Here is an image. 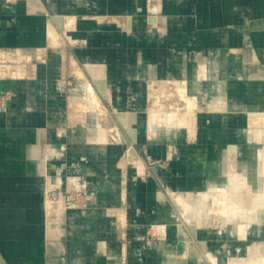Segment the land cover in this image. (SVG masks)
Segmentation results:
<instances>
[{
    "label": "rangeland",
    "instance_id": "rangeland-1",
    "mask_svg": "<svg viewBox=\"0 0 264 264\" xmlns=\"http://www.w3.org/2000/svg\"><path fill=\"white\" fill-rule=\"evenodd\" d=\"M33 14L56 25L63 46L46 37L16 42ZM58 15L81 22L60 29ZM1 33L0 81H37L49 64L48 87L65 108L50 112L51 124L31 126L36 137L23 146L28 159L48 165L33 176L37 186L0 188V264H238L261 251L264 222L245 236L237 222L218 228L239 175L264 193V0H0ZM17 95L0 91V130ZM8 143L23 144L0 139L1 148ZM131 146L144 173L127 160ZM203 192H210L207 228L195 211Z\"/></svg>",
    "mask_w": 264,
    "mask_h": 264
},
{
    "label": "bare ground",
    "instance_id": "bare-ground-1",
    "mask_svg": "<svg viewBox=\"0 0 264 264\" xmlns=\"http://www.w3.org/2000/svg\"><path fill=\"white\" fill-rule=\"evenodd\" d=\"M21 3H22V1H21ZM12 7H14V5ZM170 7H172V6H170ZM8 8H7V10H8ZM35 11H38L37 10V7L34 8V12ZM18 18H19V16H18ZM27 18L30 19V21L32 22L31 24L33 26L31 24L28 25V23H26L27 26L25 27V31L23 33H20L19 37H17L18 38L17 39L18 41H16L17 43H30L32 39H35L36 38V40H37V39H39L41 37H46V38H49L52 41V43H53V45H54L55 48H58V47H61V46L64 45V40H62V38L60 37L61 34L59 33L58 28L53 24V22H46L44 18H42L40 15H36V14L35 15L33 14L30 17H27ZM64 18H65L64 16H60V15H58L56 17L57 22L60 24L59 27L61 26L62 29H65L66 28V29L70 30V28H71L70 26H73V24L71 25V23H76L77 21L79 23V21H80L79 18L73 16V17H70L69 18L70 24H68V22H65L64 21ZM21 19H23V18H21ZM30 21H28V22L30 23ZM67 21H68V19H67ZM23 22H25V21H23ZM33 27H34V29L36 28L35 31H34ZM61 27H60V29H61ZM16 28H17V26H16ZM8 30H10V29H8ZM11 34H12V32L10 34H8V36H11ZM2 35H4V33H1L0 38L2 37ZM11 38H13V36ZM9 40H10V38H9ZM34 42H35V40H34ZM36 43H38V42H36ZM33 50H35V49H33ZM54 52H56V51H54ZM34 57H35V53H33L32 55L30 54V59H33ZM88 57L89 56L85 55V58L88 59ZM92 58H94V57H92ZM73 62H74V64L76 63L75 60H73ZM47 63H48V61H47ZM102 65H104V64H102ZM42 68H44V69H42ZM102 68H103V66H102ZM51 70H52V67H50L49 64H46L45 67H41V71H39V77H38V80H37L38 81L37 82L38 86L30 87L29 85H26V84H28L26 82L25 83L24 82H19V83L17 82V85L14 86V87L17 88L16 90H18V95L15 96V97H11L10 100H9V102L16 103V104H18L19 106H21L22 108H25V109L26 108L31 109L32 107H36V108H38L40 110V113L45 112L44 110L46 108L52 109V113L53 114H55V112H57L58 110L63 109L64 108V104H63L64 99H63L62 95L55 94L56 93L54 91L55 88H53V87H48L47 88L46 87L47 85H50L49 84L50 82H48V77L52 75L51 72H50ZM74 70H75L76 75L78 77H80V78L83 79V85H84L86 91L91 96V101L96 106L103 107L104 105H103L101 99L99 98V95L97 93V90H96L94 84L92 82H90L89 80H86L85 79V73L83 72L82 69H80L79 67L75 66L74 67ZM95 70L96 69H94V71ZM104 72H102V73H104ZM93 73H94L95 81L98 83V85L101 87V89L105 93H108V87L106 86V80H105V78H103L101 75H99V73L98 74L95 73V72H93ZM51 86H53V85L51 84ZM138 86H140L139 83H137V87ZM51 90H53V94H55V95L51 96L49 94V92ZM0 91H2L1 87H0ZM138 91H139V88H138ZM40 92L42 93L41 95H39ZM135 92H134V94H135ZM112 99H113L115 105L121 106L120 105V101H119L120 100L119 96L116 97V96L112 95ZM120 116H121L123 122L126 123V124H128V120L126 118V113L123 114V112H122L120 114ZM129 129H130V132H131L130 134H132V136H134L135 138H137V130L134 129V128H132V127L129 128ZM61 132H62V136L66 133L65 130H62ZM19 133L22 136V139L24 141H28L30 135L32 134L30 132V130H19ZM262 137H263L262 132L257 133V138L261 139ZM93 138L96 140L97 139V136L96 137H93ZM117 138H118V140H121V141H122V139H124V137L122 138V136H118ZM103 139H105V138H101L100 139L99 136H98V140H103ZM229 150H231V151L234 150L235 151L236 150V147L235 146H230L229 147ZM262 150L263 149H261V151ZM109 156H111V155H109ZM127 158H128L127 160H130L133 163H135L137 166H139L140 169H141V172L144 171L143 161H142L141 156L139 155L138 151L136 150V148L134 146H131L128 149V151H127ZM263 167H264V161H263ZM47 168L48 167H46V165H45L44 170H46ZM215 189H216V187H215ZM232 189L235 190V193L231 192V194L230 193H227V194H228V196L230 195V197L233 200L231 201L232 203H231L230 207H228L227 210H225V211H223L221 213L222 214V216L220 217L221 218V225L218 224L219 225L218 234L221 231L222 232L226 231L229 228L231 222H237L238 223V226H239V228L241 230L242 235L245 236V235L248 234L250 227H253V230H257L261 225H263L262 223L264 222V193H261V192H258L257 191V194H255V191L252 190V187H251V185H250V183L248 181L247 174L239 175L238 178L234 179L233 182H232ZM157 194H158V197L160 199L165 198V194L161 190L158 191ZM209 198H210V192H203V193H201V200H200V202L198 204L199 206H196L198 208H195L194 207V204H191L188 200L183 199L182 202H181V205L183 206V208L187 212V216L196 209L195 211L198 214L199 226L202 227V228H207L209 226V224H210V216H211L212 213L207 208V206H209L208 205ZM46 202L47 201H45L44 203H46ZM50 208H51V206L48 205L46 207V211L49 212L50 211ZM192 214H194V213H192ZM192 227H194V226H192ZM165 230H166V228H165ZM198 232H200V231L198 230ZM203 232H205V231H203ZM201 233H202V231H201ZM212 233H213V231H212ZM260 250L261 251H259V250L255 251V250L251 249V252H252L251 254L252 255H251L250 259H248V260H246L244 262H239L238 264H264V244L261 246V249Z\"/></svg>",
    "mask_w": 264,
    "mask_h": 264
},
{
    "label": "crops",
    "instance_id": "crops-1",
    "mask_svg": "<svg viewBox=\"0 0 264 264\" xmlns=\"http://www.w3.org/2000/svg\"><path fill=\"white\" fill-rule=\"evenodd\" d=\"M70 17H73V16H70ZM150 19L155 20L156 18L151 17ZM79 22H81V20ZM77 23H78V21H77ZM70 27L72 28V26H70ZM33 53L34 52H32L31 55ZM73 60H75V58H73ZM37 76L39 77V73ZM17 82L18 83L19 82L25 83V81H22V80L21 81H12V82L0 81V87L2 90L5 89L6 87H12L14 89H17L14 87L17 85ZM37 82L38 81H33V82L27 81L26 83H28V84H26V85H29L30 87H35V86H38ZM139 84L141 85V83H139ZM46 87L48 88V85ZM53 88L56 89V87L54 85H53ZM55 92H56V90H55ZM116 97H118V95H116ZM64 108L61 110H58L57 112L64 111ZM18 109L21 110L22 114L19 115L16 113V111ZM44 111L45 112L40 113V110L36 107H32L31 109H29V108L25 109L16 103L9 102V112L6 114V116H7V118H6L7 119L6 120L7 127L5 128L6 130L5 129L0 130V139L5 138L6 141H14V140L18 139V137H19L22 140L23 144L21 146H19V145H14V144L10 145L8 143L7 145H3V148L0 147V149H1L0 150V175H2V174L5 176L7 175L8 180H9L7 182H3V181L1 182L0 181V188L6 187L5 185H7L8 182L11 184H17L19 182L20 185L19 186L16 185L15 188L26 187L27 183L29 184L27 186L31 187V188H34L37 186L36 181L34 180L35 177H33V176L42 170L45 171L44 168H45V165L47 166V163L43 162V164L39 163V165H38L35 162V160L28 159L26 157V154L23 151V146H26L28 141L31 139H34L36 136L32 133L29 137V140L24 141L22 139V136L19 133V130H30V127L40 123L41 119H44L45 123L51 124L49 122L48 117H49L50 112L52 113V109L46 108ZM57 112H55V113H57ZM55 115L56 114H53V117ZM17 117L19 118L18 120L16 119ZM3 132L5 134L7 132L6 137L1 136V134ZM96 140H98V138ZM38 149L39 150L42 149L41 145ZM63 163H64V166L66 165V169H67L69 163L68 162H63ZM16 175H26L27 179L25 181H23V180L18 181L16 179H14V176H16Z\"/></svg>",
    "mask_w": 264,
    "mask_h": 264
}]
</instances>
